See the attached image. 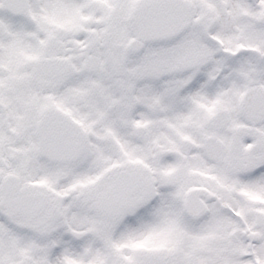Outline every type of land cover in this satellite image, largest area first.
I'll return each mask as SVG.
<instances>
[{"label": "snow or ice", "instance_id": "obj_1", "mask_svg": "<svg viewBox=\"0 0 264 264\" xmlns=\"http://www.w3.org/2000/svg\"><path fill=\"white\" fill-rule=\"evenodd\" d=\"M0 264H264V0H0Z\"/></svg>", "mask_w": 264, "mask_h": 264}]
</instances>
